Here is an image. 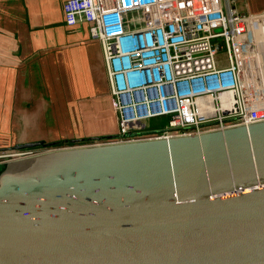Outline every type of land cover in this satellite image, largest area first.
Wrapping results in <instances>:
<instances>
[{
	"label": "water",
	"instance_id": "1",
	"mask_svg": "<svg viewBox=\"0 0 264 264\" xmlns=\"http://www.w3.org/2000/svg\"><path fill=\"white\" fill-rule=\"evenodd\" d=\"M0 167V264H264V121Z\"/></svg>",
	"mask_w": 264,
	"mask_h": 264
},
{
	"label": "built area",
	"instance_id": "2",
	"mask_svg": "<svg viewBox=\"0 0 264 264\" xmlns=\"http://www.w3.org/2000/svg\"><path fill=\"white\" fill-rule=\"evenodd\" d=\"M63 8L68 25L90 23L108 69L118 130L114 138L90 143L264 121V48L251 28L259 13L238 9L236 0H66ZM154 118L164 120L149 125Z\"/></svg>",
	"mask_w": 264,
	"mask_h": 264
},
{
	"label": "crops",
	"instance_id": "3",
	"mask_svg": "<svg viewBox=\"0 0 264 264\" xmlns=\"http://www.w3.org/2000/svg\"><path fill=\"white\" fill-rule=\"evenodd\" d=\"M65 1L0 0V149L117 133L102 43L89 22L66 23ZM243 2L264 12V0Z\"/></svg>",
	"mask_w": 264,
	"mask_h": 264
},
{
	"label": "bare ground",
	"instance_id": "4",
	"mask_svg": "<svg viewBox=\"0 0 264 264\" xmlns=\"http://www.w3.org/2000/svg\"><path fill=\"white\" fill-rule=\"evenodd\" d=\"M251 28L254 31L256 43L260 45L261 48H264V17H254L252 19Z\"/></svg>",
	"mask_w": 264,
	"mask_h": 264
},
{
	"label": "rangeland",
	"instance_id": "5",
	"mask_svg": "<svg viewBox=\"0 0 264 264\" xmlns=\"http://www.w3.org/2000/svg\"><path fill=\"white\" fill-rule=\"evenodd\" d=\"M236 6L238 7V8H240L241 6H242V8H246V5H245V3L243 2V0H236ZM247 11V10H246ZM248 12V11H247ZM249 13V12H248ZM258 17H264V12H262V13H259L258 14ZM255 40H256V38H255ZM221 56H223V54H221ZM162 120H164L163 118L162 119H160V118H157V119H149L148 120V123H149V125H152V124H156V122H158V121H162ZM80 142L81 141H74V142H72V143H74V144H80ZM88 143H90V142H83V143H81V144H88ZM55 147V146H54ZM54 147H48V148H54ZM12 158H14V157H7V156H0V166L5 162V161H7V160H9V159H12ZM0 169H1V167H0Z\"/></svg>",
	"mask_w": 264,
	"mask_h": 264
},
{
	"label": "trees",
	"instance_id": "6",
	"mask_svg": "<svg viewBox=\"0 0 264 264\" xmlns=\"http://www.w3.org/2000/svg\"><path fill=\"white\" fill-rule=\"evenodd\" d=\"M71 144H74V143H70L69 141L65 142L64 145H71Z\"/></svg>",
	"mask_w": 264,
	"mask_h": 264
}]
</instances>
